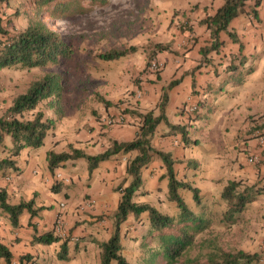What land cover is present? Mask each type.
Here are the masks:
<instances>
[{"label":"crops","instance_id":"obj_1","mask_svg":"<svg viewBox=\"0 0 264 264\" xmlns=\"http://www.w3.org/2000/svg\"><path fill=\"white\" fill-rule=\"evenodd\" d=\"M157 1L164 28L171 23L167 39L146 40V43L169 45L168 51L158 52L155 58L161 65L160 79H156L157 75L150 68L142 71L143 77L133 86L134 99L128 104L109 96H104L112 103L109 106L95 99H85L83 103L78 99L68 104L63 95V116L47 132L43 144L22 149L18 156L11 157L14 165L6 168L4 174L0 173V187L5 188L9 202L31 200L35 210L31 216L29 210L24 209L17 225H13L8 214L0 209V241L13 254L10 264H100L99 244L108 240L114 231V214L121 195L117 187L128 185L132 179L126 173L130 154H117L103 160L90 173L84 158L62 162L50 170L47 152L68 151L72 146L95 155L105 150L110 140H131L139 127L138 114L150 110L158 114L162 86L175 79L180 81L168 90L164 112L170 124H188L189 143H184L179 133L169 134L170 127L164 121L157 125L151 143L154 148L171 154L178 180L199 190V204L191 190H179L188 207L191 210L219 208L223 203L221 192L230 180L264 185V145L259 142L264 135V0L257 6L247 1L244 11L229 24L239 41H232L227 32H221L219 50L208 53L206 59L199 49L209 44L210 37L200 21L214 14L224 0H153L148 4V12L140 15L145 13L149 21L156 22ZM142 51L139 47L138 53L143 54V62L138 61L139 70L145 68V52ZM135 53L137 51L114 61L125 60ZM239 53L244 62L234 58ZM230 62L237 67L235 70L227 69ZM125 108L133 114L122 113ZM50 111L45 112L46 116L56 119V112ZM112 116H121L122 123L110 126L104 123L106 117ZM252 154L259 156V163L248 161ZM57 172L68 181L56 180ZM165 172L158 157L143 167L141 186L133 201L148 203L156 209H172V216L178 213V208L168 199ZM246 209H264V192ZM60 213L66 233L76 240L36 241V237L46 232L57 237L54 226ZM145 213L139 218L130 215L121 230L124 226L149 227L148 213ZM24 255L30 257L20 260ZM0 264L7 263L0 258Z\"/></svg>","mask_w":264,"mask_h":264},{"label":"trees","instance_id":"obj_2","mask_svg":"<svg viewBox=\"0 0 264 264\" xmlns=\"http://www.w3.org/2000/svg\"><path fill=\"white\" fill-rule=\"evenodd\" d=\"M80 1L86 0H31L30 9L27 13L28 23L24 28L17 30L16 33H10L5 29L3 19L0 16V70L4 68H42L49 63H56L61 59L71 58L73 48L70 43L60 33L51 29L42 16L44 12L49 11L51 8V14L68 11L72 5ZM87 1L105 3L107 0ZM247 1H253L254 6H257L262 0H224L214 14L208 15L200 21L208 29L210 37L209 44L199 49L202 57H204L203 59L207 58L208 53L219 50L222 44L220 40L221 32H227L232 41H239L236 34L229 29V24L244 11ZM254 6H252L253 9ZM180 25L184 26L183 24ZM239 45L241 48L242 44L239 43ZM142 49L145 52V67L149 68L157 53L164 50L168 51L169 45L148 41L143 45ZM138 50L139 47L135 45L127 48L112 47L98 53L97 57L110 62ZM234 58H237L236 60H239L240 63L244 62L241 53H239V56H234ZM196 68L192 71L194 72ZM236 68L231 62L227 66V69L231 70ZM158 70L160 71V69ZM158 70H154L157 80L160 79ZM179 81L180 79H175L162 86L158 114H155L153 110L138 114L139 127L131 140H110L106 149L95 155L86 154L83 150L72 146H70L68 151L56 152L49 150L47 152L50 170L59 167L62 162L84 158L90 173L103 160L117 154H130L126 162V173L132 179L128 185H119L117 187L121 195L118 208L114 214V231L108 240L99 244L100 264H112V262H116V264H131L123 253L124 247L121 236V225L127 221L130 215L139 218L142 213H148L150 235L157 237L159 251H156V253L161 254L165 264L184 263L182 259L195 244L196 236L208 226L207 220L202 217L204 213L196 214L188 207L179 193L181 189L191 190L194 200L199 204L201 202L199 190L192 187L188 182L178 180L174 173L175 160L171 154L154 148L151 143L157 125L162 121L169 125V134L179 133L184 143H189L188 124H170L164 112L168 101V90ZM138 82L137 79L136 84ZM65 84L62 73L46 71L32 78L24 91L18 92L12 97L8 107L0 114L1 174L5 173L6 168L14 165L15 161L11 160V157L18 156L22 149L40 147L47 132L63 116L62 99ZM192 85H195L194 79ZM94 96V99L100 101L104 106L112 104L99 93H94ZM42 103H44L43 106L56 112V119L46 116L45 112L40 108ZM125 112L133 114L130 109H123L122 113ZM7 137L11 145L6 144ZM155 157L162 160L166 168L164 176L168 179V199L174 201L177 205V218L160 212L148 203H136L133 201L135 192L141 186V170ZM263 192L264 185L260 186L259 183L248 185L241 180L228 181L221 192L222 200L225 203L221 222L228 225L237 223L246 207ZM32 205L33 201L31 200H22L15 204L10 203L5 188L0 187V209L8 214L13 225H17L18 217L24 209H28L31 216L35 214ZM56 239L58 237L53 236L50 232L36 237V241L42 243H49ZM208 248V252L204 255V261L200 260L199 255L189 259L190 264H261V255L258 253H249L243 250L233 252L225 250L215 243L210 244ZM28 257L30 256L24 255L20 260ZM0 258L4 259L7 264H10L13 259L11 250L1 241Z\"/></svg>","mask_w":264,"mask_h":264},{"label":"rangeland","instance_id":"obj_3","mask_svg":"<svg viewBox=\"0 0 264 264\" xmlns=\"http://www.w3.org/2000/svg\"><path fill=\"white\" fill-rule=\"evenodd\" d=\"M152 1L107 0L99 3L86 0L72 5L68 11L51 14V8L44 12L42 17L46 24L72 46L71 58L49 63L42 68L0 70V114L8 107L15 94L25 90L32 78L46 71L63 74L66 82L63 95L68 104H73L78 99L81 103L85 99H94V93L103 97H118L120 103H130L134 99L133 86L135 87L136 80L143 77L142 71L148 69L138 68V61L141 59L143 62V54L137 51L118 62L101 60L97 54L112 47L124 48L132 44L143 47L148 39H167L171 23L168 28H164V21L159 17L162 12L158 1L155 9L158 13L156 22L149 21L145 16L149 10L148 4ZM30 2L31 0H0V16L7 31L16 33L27 25ZM142 12H145L144 15H140ZM171 39L172 44L173 38ZM43 104L40 108L51 113V109ZM6 141L10 142L8 137ZM261 181L262 179L260 183ZM218 206L216 209H193L196 214L204 213L202 217L207 220L208 226L196 236L195 244L182 259L184 263L190 264L189 259L199 255L200 260L204 261L209 245L215 243L233 252L243 250L258 253L261 255L260 263L264 264V209H245L237 223L228 225L221 222L225 203ZM158 210L169 215L173 212L172 209ZM177 214L172 216L176 217ZM3 219L8 221L6 216ZM150 234L148 225L133 229L124 226L121 230L123 253L131 264H165L161 254L156 253L159 251L157 237Z\"/></svg>","mask_w":264,"mask_h":264},{"label":"built area","instance_id":"obj_4","mask_svg":"<svg viewBox=\"0 0 264 264\" xmlns=\"http://www.w3.org/2000/svg\"><path fill=\"white\" fill-rule=\"evenodd\" d=\"M160 63L154 59L151 64H150V69L151 70H158L160 69ZM195 108L194 107H191L190 110H193ZM104 123H106L107 125H114V124H120L122 123L123 121V118L121 116H112V117H106L104 119ZM259 142H260V145H264V135H261L260 136V139H259ZM248 161L252 164H257L259 163L260 159H259V156L256 155V154H252L248 157ZM55 179L56 180H62L64 182H67L68 181V178L64 175H62L61 173L57 172L55 173ZM61 208L64 207L63 204L60 205ZM54 231L57 235L58 238H61L62 240H66V239H69L71 241H75L76 240V237L75 236H69L66 231H65V228H64V223H63V218H62V214L60 213L58 216H57V219H56V222H55V226H54Z\"/></svg>","mask_w":264,"mask_h":264}]
</instances>
